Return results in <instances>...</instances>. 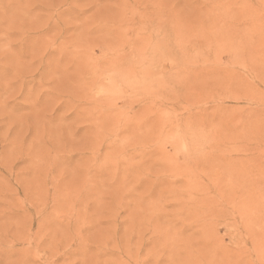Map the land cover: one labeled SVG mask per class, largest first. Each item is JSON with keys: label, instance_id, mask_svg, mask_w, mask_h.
Here are the masks:
<instances>
[{"label": "rangeland", "instance_id": "374dc122", "mask_svg": "<svg viewBox=\"0 0 264 264\" xmlns=\"http://www.w3.org/2000/svg\"><path fill=\"white\" fill-rule=\"evenodd\" d=\"M0 264H264V0H0Z\"/></svg>", "mask_w": 264, "mask_h": 264}]
</instances>
